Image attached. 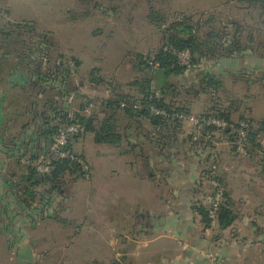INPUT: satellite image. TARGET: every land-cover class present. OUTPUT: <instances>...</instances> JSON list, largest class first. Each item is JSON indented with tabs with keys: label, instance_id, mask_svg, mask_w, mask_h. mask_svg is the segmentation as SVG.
Returning <instances> with one entry per match:
<instances>
[{
	"label": "crops",
	"instance_id": "crops-1",
	"mask_svg": "<svg viewBox=\"0 0 264 264\" xmlns=\"http://www.w3.org/2000/svg\"><path fill=\"white\" fill-rule=\"evenodd\" d=\"M124 1L81 0L65 10L63 15L67 32L74 33V40L77 36L76 27L72 28L71 24L81 23L85 17L95 16L99 19L98 24L89 31V46L79 45L80 49L67 48V51L62 52L68 55V60L78 62L76 66L79 70L95 68L112 72L108 70L109 67H113V71L125 68V56H133L135 53L144 55V52L137 51L139 46L136 44L125 48L117 45L120 39L140 38L141 45L149 43L148 16L135 15L131 11L126 14L134 3L128 1L130 4L124 6ZM9 2L0 0V9L5 10L2 7H6L4 12L7 21L36 22L35 19L23 20L20 16H12L8 9ZM93 3L96 5L91 8L92 14L84 10ZM122 3L125 9H122L123 6H120V10L116 9ZM120 12L125 14H118ZM78 39L82 38L79 36ZM84 52L89 56L87 59L81 56ZM3 54L6 60L5 64L0 62V123L7 118L8 113L5 114V111L8 110L10 100L15 102L19 95L21 99L17 101L26 104L22 108H29L24 113L27 122L22 125V132L25 131L24 125L35 131V126L30 122L37 111H32L30 115L29 104L36 102L39 112L44 113L43 96L37 99V94L30 92L27 86L30 82H27L25 75L21 76V72L16 71V68L20 69V58L14 59V54ZM94 54L101 58H95ZM114 55L118 56V63L110 65ZM98 60L101 61L99 66L93 64ZM86 61H90L93 66L86 67ZM206 66L215 72H220L224 67L232 68L228 63L219 65L206 62L202 63L200 69ZM126 71L128 68H125ZM175 80L168 77V83ZM78 88L81 89V86ZM115 88L109 86L105 95L99 96V99L129 94L124 88ZM17 90H21L22 94H16ZM77 90L71 91L65 98H75L80 94ZM75 99L78 100L77 97ZM194 133L195 128L184 123L180 142ZM218 143L217 147L220 145ZM72 149L89 168L88 177H81L83 180L75 183V190L67 192L63 189L59 195H54L52 205L46 209L17 205L10 201L6 184V175L13 163L11 151L4 144L0 133V222L3 219L13 221L16 235L14 242L16 246L24 248H17L15 253L8 249L5 263L264 264L263 161L260 169L255 164H247L235 158L227 163L228 172L222 178L236 219L227 229L213 230L206 225L198 210L197 203L206 206L208 203L204 193L196 191L204 167L201 158L192 152L185 155L181 150H176L167 154L166 149L165 156L148 151L144 157H136L128 143L119 148L98 144L94 133L75 138ZM117 149H123L124 152L117 153ZM135 182L146 186L149 191L133 193L130 190ZM122 183L126 184V189L119 188ZM6 240L5 227L0 224V241L5 247ZM0 264H4L2 260Z\"/></svg>",
	"mask_w": 264,
	"mask_h": 264
},
{
	"label": "trees",
	"instance_id": "trees-1",
	"mask_svg": "<svg viewBox=\"0 0 264 264\" xmlns=\"http://www.w3.org/2000/svg\"><path fill=\"white\" fill-rule=\"evenodd\" d=\"M235 1L241 7H245V10L251 14L258 12L259 16L264 19V0ZM156 15L154 8L151 9V14L148 16L149 21L151 24L160 25L161 28L165 24L162 23L161 17ZM236 24L238 23L223 22L222 25L215 26L213 31L205 34L201 31L200 26H191L190 20L185 16L178 17L174 24L164 30L162 46L153 56H136L138 61L136 70L143 74L141 81L130 84L137 87L138 91L136 93L117 95L115 98L104 99L100 103L87 97L83 102L78 103L77 108L73 109L68 105V102L62 104L59 99L68 97L71 93L67 82L73 77V72L69 69L68 63L56 64L53 68H46V65L42 62L46 58H43V56H46L51 47L49 40L42 37V43L36 45L31 41L25 43L18 40L19 38L22 39L26 33L34 34L27 23H8L5 25L6 27L0 28V41L2 39L3 42V44H0V51L5 50L6 54H14L17 58H20V69L16 68V71H20L23 76L25 70H29V78L26 75L25 77L30 82L27 84L30 92L34 91L38 99L39 96H43V98L47 96L51 90L60 91H57V94L53 95L52 98L43 99L44 116L42 115L43 112H39L36 102L30 104V115L32 111H37L30 122L35 126V131H32L33 128L31 127L28 128V125H24L25 131L21 133L20 139L12 138V143L7 145V148L11 151L10 157L13 161L6 175V184L9 187V194H7L10 201H14L17 205L29 207L35 206V202L38 200L36 206L46 209L52 205L54 195H59L63 190L66 177L79 179L85 176L80 163L68 158H61L53 151L48 150V139L52 138L60 128L70 124L83 126L84 132L81 135L94 133L95 142L98 144H107L119 148L124 143H128L136 157H144L148 151L156 154L159 152L160 156H165L166 149L167 154L181 150L185 155L192 152L196 157H200L203 156L204 150H211L215 147L217 143L216 136H212L213 140L206 143V137L214 132L212 128L195 129L194 135L180 142L183 122L152 115V107L164 109L167 112H190L189 108L177 106L175 103L174 98L179 89L176 85L179 82L169 81L165 88L155 91L153 89V79L156 69L163 68L167 71L169 79L183 77L187 78L189 82L200 83V90H197L195 86H190L189 82L179 83L183 84V87L189 84L188 93L192 89H196L197 93L198 91L207 93L212 88L219 89L221 82L217 80L218 77L215 78L217 76L216 72L209 68L200 69L202 63L211 61L213 64H220L222 61H228L236 55H243L247 50L255 52L251 48L240 46L237 35H231V28ZM239 30L240 26L235 32L238 33ZM12 47L13 50H10ZM184 50L191 52L193 62L198 67L196 70L187 71L179 64L175 51ZM76 63L78 64L77 61ZM30 67L33 68L29 69ZM56 96H59V98ZM95 106L101 109L98 114L101 113L103 117L93 111ZM89 111L90 113H86ZM47 113H49V120L45 123V118L48 117L46 116ZM201 116H218L236 129L239 128V122L241 121L251 122L244 118L235 122L231 118V113H218V111L212 112L211 110L201 114ZM263 132L264 130L257 132L254 127L249 136V153L264 152V143L260 138ZM68 148L72 149V142L68 145ZM137 148H139V152L136 150ZM41 153L47 154L50 159L51 171L46 174L39 173L36 164H33ZM26 158L31 160V164L23 163ZM262 161L264 162V155ZM218 167V163L212 164L210 170H203V173L208 179H218L224 185L223 178L217 174ZM202 180L201 175L196 191H199L198 189L202 186ZM39 188L43 189L42 192L38 191ZM8 206L6 207L8 208ZM197 206L205 219L206 225L210 227L209 206L201 203H197ZM231 206L226 191L225 200L221 204L218 215V229H227L234 223L236 216Z\"/></svg>",
	"mask_w": 264,
	"mask_h": 264
},
{
	"label": "rangeland",
	"instance_id": "rangeland-1",
	"mask_svg": "<svg viewBox=\"0 0 264 264\" xmlns=\"http://www.w3.org/2000/svg\"><path fill=\"white\" fill-rule=\"evenodd\" d=\"M79 1L81 0H10V5L8 7L12 16H20L23 20L35 19L36 21L32 22L31 24L28 22L29 27L34 31V34L26 33L22 39L19 38L18 40L24 41L25 43L31 41L35 45L42 43V37L49 40L51 47L49 48L46 56H43V58H46L44 60L41 59L46 65V68H53L56 64L58 65L61 63H68L69 69L71 72H73V77H71L67 82L70 90L74 92L77 90V86H81V89L78 88L77 90V92L80 94L76 93L77 96H75V98L77 97L78 100L75 98L68 100L64 97H56L60 99L62 104H67L68 102V105L71 106V109L77 108L78 103L83 102L87 97L100 103L102 100L99 99V96H104L105 90L109 89V86H113L114 88L119 87L121 89L124 88L127 93L130 94L131 92L134 94L136 91H138V89L137 87L131 86L130 84L136 81H141L143 76L139 70H136L138 63L136 59L137 53L132 56V51L129 53L131 56H123L124 67L128 68V71L126 72H124L125 68L113 71V67L108 68V70H111L112 72H107L105 70L103 71L101 69L98 70L95 68L84 71L79 70L72 60H68V55L62 53L63 51H67V48H74L75 50L80 49L79 45L82 47L89 46L91 41V38L89 37V31L92 26L97 25L99 22V19L93 16L83 18L81 23L71 24L72 28L76 27L75 33L77 34L76 39H73L74 33L69 34L67 32V24L64 21L63 14L68 6H71L75 2L78 3ZM128 1H131L132 4H134L130 8L131 10L128 9L129 11H126V14H129L131 11L132 14H142L141 16L146 17L151 14V9L154 8V12L157 13L156 16H160L161 20L163 21L162 23L165 24L160 28V25L151 24L149 21V43H145L146 45L140 44V38L133 40H118L117 45H121L122 48L131 46L130 44H136L137 47L139 46L137 51L144 52V56L146 57L153 56L159 47L162 46L164 30L174 24L178 17L185 16L190 20L191 26H200L201 31L205 34L210 33L213 31L215 26L222 25L223 22H237V27L235 25L233 28H231V35H237L240 40V46L251 48L255 52L253 53L251 50H247L243 55H236L235 57L230 58L228 61L224 60L220 63L222 65L224 63H228L230 65L229 67L232 68L228 69L224 67L221 68L220 72H216L217 76L215 78L218 77L217 80L221 82L219 89L212 88L207 93L202 91H198L197 93L196 89H201L199 82H189L187 81V78L183 77L177 79L178 81L175 80V83L189 82L190 86H195L196 88L190 90V93H188V88H190L188 87L189 84L187 86L185 85L186 87H183V84L178 83L176 87L178 86L179 89L176 93V97L174 98L176 100L175 103L177 106H185L189 108L192 114H203L209 112L210 110L212 112L218 111V113H231V118L233 121H239L241 118L248 119L256 129L260 126L261 122H264V19L259 16L258 12L251 14L245 10V7L238 5L235 0H126L124 1L125 4L122 3L117 5L116 9L120 10L122 8L120 6H123V4L125 6L129 3ZM94 5L96 4L93 3L84 10H88L92 14L93 10L91 8ZM124 6L122 9H125ZM2 8L5 10L0 9V28L6 27V24L11 23L7 21V18L5 17L6 7L4 6ZM118 14L124 15L125 13L120 12ZM239 26L240 30L237 33L235 30H237V28L239 29ZM77 30L80 32V35L77 33ZM69 36L71 39H69ZM79 36L82 39H78ZM130 41L133 42L131 43ZM0 44H3L2 39ZM10 50H13V47ZM3 53H6V51L2 50V53H0V62L5 64L6 58H4ZM87 55L88 54L86 52L81 53V56L85 57L86 59L89 57ZM94 57L99 58L100 56L94 54ZM117 58L118 56L114 55L110 65H115L118 63ZM14 59H17V56L14 57ZM12 62L15 63V60ZM207 63L209 62L207 61ZM93 64L99 66L101 61L98 60ZM93 64H91L90 61L88 63L86 61V67H91ZM206 67L211 69L209 66ZM32 68L33 67H30L29 69ZM116 72L119 73L116 74ZM25 75L29 78L28 71L26 70ZM22 79L25 80V78ZM27 82H29L28 79ZM57 91L58 90H51V92L48 93V95L43 99L48 97L52 98L53 95L57 94ZM17 92L22 94L21 90L15 91L16 94H18ZM18 98L21 99V96L19 97L18 95L15 102L10 100L8 110L5 111V114L8 113L6 115L7 118L1 120L0 123V133L4 139V144L7 145L12 143V138L20 139L22 136V125L27 122V118L24 116V113H26L29 108H22L26 104L21 100L17 101ZM100 110L101 109L97 106L93 108V111L97 114ZM98 115L103 117L101 113ZM187 125L191 126L192 129L194 128L191 124L187 123ZM221 138L222 141L220 142L217 141L218 138L216 140L217 143L219 142L218 144H220L219 147L215 146L211 150H204L202 153L203 156L199 157L201 158V162L204 167L203 170H210L212 164L218 163L219 167L217 174L218 176L223 177L228 172L229 166H227V163L232 158L242 160L247 162V164H255V167L260 169V163L262 162L264 152H253L252 154L249 153L246 156L238 154L232 148L230 138ZM260 138L262 143H264V132L261 134ZM74 139L75 138H73V140ZM137 151H140L139 148H137ZM116 152L122 153L124 151L123 149L122 151L117 149ZM138 152L136 153L140 155ZM232 153H234L233 156L231 155ZM201 173H203V171ZM202 177V186L199 188V191L203 192L206 198L204 184L208 178L205 177L204 173L202 174ZM82 180L83 178L75 179V177H66V184L63 186V189H65L67 192H71L75 190V183L81 182ZM114 188V190H117V187ZM119 188L126 189V184L122 183ZM144 188L145 190H143ZM42 190V188L38 189L39 192H42ZM130 191H133V193H140L149 191V189H146V186H142L141 184L135 182L133 189ZM38 202L39 201L36 200L35 206L38 204ZM1 222L0 224L5 227L7 246H3L0 241V260H2L4 264H8L5 263L4 260V257L7 255V250L10 249L11 252L15 253L17 248L18 250L24 248L16 246V242H14L16 235L13 230V228H15L14 224H12L13 221L11 219H3Z\"/></svg>",
	"mask_w": 264,
	"mask_h": 264
},
{
	"label": "built area",
	"instance_id": "built-area-1",
	"mask_svg": "<svg viewBox=\"0 0 264 264\" xmlns=\"http://www.w3.org/2000/svg\"><path fill=\"white\" fill-rule=\"evenodd\" d=\"M175 55L178 58L179 64L184 67L187 71L196 70L198 67L193 62L192 54L189 50L175 51ZM151 113L154 116H162L171 120H179L183 123L191 124L196 130L202 128H212L213 133H210L206 137V143L213 140L212 136L216 138H230L232 148L236 153L242 155L249 154V136L254 129L251 122L244 120L239 122V128H235L233 125L229 124L223 118L218 116H201L192 114L191 112H167L164 109H159L156 107L151 108ZM84 132V127L79 124H70L64 126L58 130V132L52 137V147L50 151H53L56 155L61 158H68L74 160L81 164L85 177H88L89 168L83 161V159L78 156L73 149H70L68 145L72 142L73 138L81 135ZM217 145V143H216ZM24 164H31V160L26 158L23 160ZM33 164H36L37 171L41 174H46L51 171L49 156L45 153L39 154V157ZM205 185L206 202L209 206V224L210 228L218 229V215L222 202L225 200V186L218 180L214 178L207 179Z\"/></svg>",
	"mask_w": 264,
	"mask_h": 264
},
{
	"label": "water",
	"instance_id": "water-1",
	"mask_svg": "<svg viewBox=\"0 0 264 264\" xmlns=\"http://www.w3.org/2000/svg\"><path fill=\"white\" fill-rule=\"evenodd\" d=\"M167 83H168L167 71L163 68L156 69L153 79V89L155 91H160L167 86ZM42 115L44 116V113ZM45 121H47V118H45ZM263 129H264V122H261L260 126L256 129V131L260 132ZM52 144H53L52 138H49L47 144L49 151L51 150Z\"/></svg>",
	"mask_w": 264,
	"mask_h": 264
}]
</instances>
